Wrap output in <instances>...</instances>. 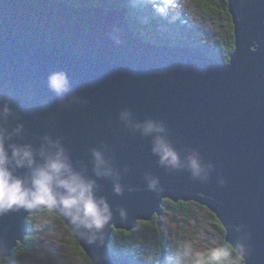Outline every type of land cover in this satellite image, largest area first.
I'll return each instance as SVG.
<instances>
[{
    "label": "water",
    "instance_id": "water-1",
    "mask_svg": "<svg viewBox=\"0 0 264 264\" xmlns=\"http://www.w3.org/2000/svg\"><path fill=\"white\" fill-rule=\"evenodd\" d=\"M226 2L234 50L221 64L197 47L143 40L122 11L0 0V107L11 109L0 117L5 147L29 145L42 164L41 150L51 154L48 141H58L72 169L94 181V196L112 213L101 232L51 211L91 264H133L108 248L112 230L151 221L163 201L206 208L243 264H264V0ZM57 72L68 80L59 95L48 83ZM123 111L131 123L120 119ZM146 120L163 124L160 135L178 153L179 168L159 163L157 134L131 126ZM93 149L114 176L95 175ZM192 156L202 168L198 177L188 167ZM12 170L27 180V168ZM153 177L158 184L149 190ZM43 210L0 215V259L10 258L28 234V217Z\"/></svg>",
    "mask_w": 264,
    "mask_h": 264
},
{
    "label": "clouds",
    "instance_id": "clouds-1",
    "mask_svg": "<svg viewBox=\"0 0 264 264\" xmlns=\"http://www.w3.org/2000/svg\"><path fill=\"white\" fill-rule=\"evenodd\" d=\"M152 3L158 14L165 11L176 14L180 9V0H144ZM49 87L58 95L67 91L68 80L63 72L53 73L48 78ZM11 109L5 103L0 107V117H6ZM120 119L131 123V114L128 111L120 113ZM139 129L143 135L157 134L153 139L152 152L159 157V163L172 169L179 168L178 153L168 144L163 135L165 128L162 123L146 120L142 124L131 125ZM20 126L15 129L19 132ZM47 139V138H45ZM4 130L0 129V215L16 210H34L45 208L59 212L74 226L79 225L87 230L101 232L112 219L109 205L103 198L94 196V181L85 179L80 173L72 169L65 155L64 149L58 141H48L55 151L45 155L41 150L44 162L37 164L34 153L29 145H8L5 147ZM10 150V153H9ZM94 172L96 176H114L113 169L104 159L103 154L92 150ZM14 168H27V180L13 174ZM188 167L193 177H198L202 171L201 165L195 156L188 158ZM158 184L156 178L148 180L149 190ZM113 191L120 194L122 188L118 182L113 184ZM121 217L125 215L120 211Z\"/></svg>",
    "mask_w": 264,
    "mask_h": 264
},
{
    "label": "trees",
    "instance_id": "trees-1",
    "mask_svg": "<svg viewBox=\"0 0 264 264\" xmlns=\"http://www.w3.org/2000/svg\"><path fill=\"white\" fill-rule=\"evenodd\" d=\"M68 4L77 7H97L105 9H114L122 11L128 22L130 30L138 37L145 41L157 45H171L172 40L169 36L175 35L174 32L181 30L186 20L178 13L173 14L165 11L164 15L158 14L152 3L144 2V0H63ZM202 7L205 13L218 14L226 21V34L215 42L214 48L199 45V48L210 58H214L221 64H227L229 57L234 50V36L231 18L227 11L226 0H195ZM159 2V0H155ZM178 43V42H175ZM181 45L183 42H179ZM195 44V42H193ZM188 46V45H187ZM171 207V208H170ZM162 213L169 212L172 208L176 215L184 220L194 219L191 208H197L207 212L210 220L215 224L219 239L217 241V251L209 253L202 259L203 264H243V261L237 253L224 241L225 231L216 217L206 208L194 204L192 202H178L173 204L169 201H163ZM190 211H192L190 213ZM37 220H51L58 222L70 236L72 247L80 255V264H91L86 255L81 251L77 242L74 240L70 231L64 224L53 215L49 210H43L38 215L28 217L29 235L25 237L23 243L18 244L11 252L10 258L0 259V264H23V259L29 257L34 249V239L32 232L33 223ZM158 218L154 217L149 222H138L135 228L129 232L122 230H112L108 248L118 257L131 261L133 264H180L175 258L169 254L162 236H158L157 242H150L149 229L153 223H157ZM153 231L155 229H152ZM151 244V246H150ZM215 253V254H214Z\"/></svg>",
    "mask_w": 264,
    "mask_h": 264
},
{
    "label": "rangeland",
    "instance_id": "rangeland-1",
    "mask_svg": "<svg viewBox=\"0 0 264 264\" xmlns=\"http://www.w3.org/2000/svg\"><path fill=\"white\" fill-rule=\"evenodd\" d=\"M177 13L186 20V24L174 32L175 35L169 36L173 46L205 45L212 50L215 42L227 32L226 21L218 14L205 13L195 0H180ZM173 209L157 216L158 222L150 226L148 233L150 242L154 244L152 247L155 248V241L160 234L168 254L180 264H203V258L217 251L219 235L215 224L204 210L191 208L193 212L190 213L195 218L184 220ZM32 232L35 247L29 257L23 259V264H80L79 253L72 247L70 236L58 222L36 219ZM28 235L29 229L25 237Z\"/></svg>",
    "mask_w": 264,
    "mask_h": 264
}]
</instances>
